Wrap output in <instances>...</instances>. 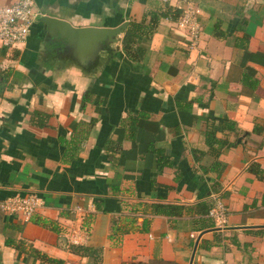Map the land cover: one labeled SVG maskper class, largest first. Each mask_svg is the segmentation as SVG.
<instances>
[{
    "label": "crops",
    "instance_id": "crops-1",
    "mask_svg": "<svg viewBox=\"0 0 264 264\" xmlns=\"http://www.w3.org/2000/svg\"><path fill=\"white\" fill-rule=\"evenodd\" d=\"M34 1L28 41L0 45V80L12 72L0 93V203L36 193L45 207L29 222L0 210V264H40L10 239L94 264L70 250L73 226L103 264H264V179L254 171H264V129L253 132L264 127V0H194L196 48L177 15L156 23L171 7L155 0ZM46 16L75 28L141 24L138 57L124 50L126 32L99 58L50 47ZM35 112L49 115L46 126ZM225 121L237 131L218 130ZM207 131L237 145H217L216 159ZM201 202L223 203L225 223L201 229L195 212L170 220L145 208Z\"/></svg>",
    "mask_w": 264,
    "mask_h": 264
},
{
    "label": "built area",
    "instance_id": "built-area-1",
    "mask_svg": "<svg viewBox=\"0 0 264 264\" xmlns=\"http://www.w3.org/2000/svg\"><path fill=\"white\" fill-rule=\"evenodd\" d=\"M165 6H170L179 13L178 25L186 30L191 40V48H196L201 39V27L194 0H155ZM40 17L36 11L34 0H16L10 6H0V45L4 48H16L25 44L31 34L32 27ZM45 207V200L36 193L11 196L0 203V210L7 215L20 217L25 222ZM78 212L83 210L79 208ZM218 224L226 221V207L219 202L209 214ZM73 226L69 230L70 246L86 244L87 233Z\"/></svg>",
    "mask_w": 264,
    "mask_h": 264
},
{
    "label": "trees",
    "instance_id": "trees-1",
    "mask_svg": "<svg viewBox=\"0 0 264 264\" xmlns=\"http://www.w3.org/2000/svg\"><path fill=\"white\" fill-rule=\"evenodd\" d=\"M171 14L177 15L176 17L179 19V13L176 11H173L171 8L165 12L163 15H158L156 14V23L160 21L162 17H167L170 16ZM155 15V14H154ZM143 27L141 24L137 23H132L128 31L126 32V35L123 39V45H124V50L127 52V54L132 57L133 59H136L138 56L132 55L133 51V46L136 43V37L140 34H142L141 30ZM12 72L11 70H8L1 76L0 80V93L3 94L4 91H6L10 87V78H11ZM34 119L38 118L37 120V125L39 127H44L47 125V122L49 121V115L42 113V112H35L33 115ZM223 129V132H236V124L235 122L232 121H225L222 122L218 125V130ZM264 127L260 126H255L253 132L255 134H261L263 131ZM206 142L209 147V153L212 156H215L216 159L220 157L221 151L217 148V145L220 146H227V147H234L237 145L236 142H230L227 138L226 139H219L216 136V133L214 131H207L206 134ZM160 152V151H158ZM158 155L162 154L163 157V151L158 153ZM160 157L159 159V166L160 168L164 165L163 163V158ZM223 167V165L218 161L214 164L215 170H218L217 168ZM257 168L254 169L255 173L258 174L260 179H264V171L263 170H256ZM262 202L264 205V194L262 197ZM100 203L98 204V208L101 209ZM214 205L210 204L209 202H201L197 204L195 207H186L182 205H174V204H151L150 206H146V210L150 209V214L153 216L156 215H163L168 217L170 220H175L184 217V213H190V212H195L198 216L195 219V222L201 223L200 225H203L201 229H206V228H212L214 227L211 224V219H210V211L213 208ZM135 211H137L135 209ZM149 221L146 219L145 220V226H148ZM7 244L10 246H14L18 251L23 252L25 254H28L29 257L37 260L40 262V264H66L64 260L52 258L48 256L45 253H42L41 251L29 247L25 245L22 242L16 243L12 239L7 241ZM237 246L240 247L241 245L237 243ZM70 250L72 253L79 255L81 257H89L94 260V264H103V251L100 248H91L87 246H70Z\"/></svg>",
    "mask_w": 264,
    "mask_h": 264
},
{
    "label": "water",
    "instance_id": "water-1",
    "mask_svg": "<svg viewBox=\"0 0 264 264\" xmlns=\"http://www.w3.org/2000/svg\"><path fill=\"white\" fill-rule=\"evenodd\" d=\"M40 22L48 33L50 47L58 50L61 45L67 50L77 44L97 58L112 51V46L119 42V36L128 28V24L114 29L75 28L64 20L47 16L41 18Z\"/></svg>",
    "mask_w": 264,
    "mask_h": 264
}]
</instances>
